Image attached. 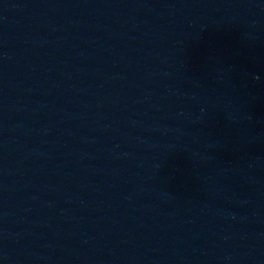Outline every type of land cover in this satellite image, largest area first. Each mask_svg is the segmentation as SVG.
I'll return each mask as SVG.
<instances>
[{
	"label": "water",
	"instance_id": "water-1",
	"mask_svg": "<svg viewBox=\"0 0 264 264\" xmlns=\"http://www.w3.org/2000/svg\"><path fill=\"white\" fill-rule=\"evenodd\" d=\"M0 264H264V0H0Z\"/></svg>",
	"mask_w": 264,
	"mask_h": 264
}]
</instances>
